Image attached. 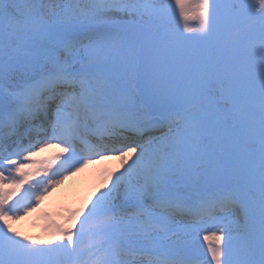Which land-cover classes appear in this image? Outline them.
Instances as JSON below:
<instances>
[{"label":"snow or ice","instance_id":"obj_1","mask_svg":"<svg viewBox=\"0 0 264 264\" xmlns=\"http://www.w3.org/2000/svg\"><path fill=\"white\" fill-rule=\"evenodd\" d=\"M0 264H264V0H0Z\"/></svg>","mask_w":264,"mask_h":264},{"label":"rangeland","instance_id":"obj_2","mask_svg":"<svg viewBox=\"0 0 264 264\" xmlns=\"http://www.w3.org/2000/svg\"><path fill=\"white\" fill-rule=\"evenodd\" d=\"M190 24L195 27L194 22H190ZM40 155L42 156L39 157ZM54 155H60V151H57ZM34 159L37 161L48 160L49 155L39 153L37 158L34 157ZM118 167L119 161L117 159L106 157L91 164L84 176L63 179L62 183L44 196V199L35 206L34 211L26 216H22L19 220L12 221L13 227L24 235L47 239L49 225L53 221L60 224L65 223L66 217L70 212L81 207L88 200L90 197L88 196L89 191L92 187L100 184L104 171ZM203 247H207L206 242ZM197 248L201 253L203 252V248H200L199 243L197 244Z\"/></svg>","mask_w":264,"mask_h":264},{"label":"bare ground","instance_id":"obj_3","mask_svg":"<svg viewBox=\"0 0 264 264\" xmlns=\"http://www.w3.org/2000/svg\"><path fill=\"white\" fill-rule=\"evenodd\" d=\"M57 151H60L59 148H56V147H51V148H47L45 149L43 152H40L41 154H44V155H49V159L52 158L53 156H56L54 155ZM42 155H40L39 157H41ZM37 158V156H36ZM86 170H81L80 172H76L74 174H71V175H67L64 179H67V178H79L80 176H84ZM97 189V186H94L92 187V189L89 191L88 193V196H92V194L96 191ZM83 206V205H82Z\"/></svg>","mask_w":264,"mask_h":264}]
</instances>
